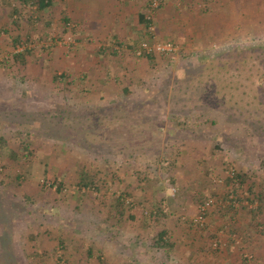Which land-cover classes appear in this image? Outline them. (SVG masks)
Wrapping results in <instances>:
<instances>
[{"label": "rangeland", "instance_id": "obj_1", "mask_svg": "<svg viewBox=\"0 0 264 264\" xmlns=\"http://www.w3.org/2000/svg\"><path fill=\"white\" fill-rule=\"evenodd\" d=\"M53 1L41 13L30 2L0 0V82L7 90L0 97V264H264V199L251 200L248 191L253 185L252 195L264 193V0L255 8L241 3L246 16L260 13L262 25L239 33L221 22L220 16L230 19L227 0H192L193 24L171 25L178 27L174 63L155 65L138 59L143 41H134V34L135 40L148 34L139 20L153 0ZM159 1L154 25L162 39ZM176 3V18L190 10ZM79 5L74 14L91 16L96 36L107 38L66 17ZM25 46L31 49L20 52L22 66L14 57ZM56 97L71 106L59 120L51 106ZM120 100L138 115L124 111L110 122L112 113L123 112ZM40 112L45 123L38 124L33 118ZM185 121L188 129L178 125ZM37 128L52 135L64 130L68 142L61 149ZM76 133L93 149L74 143ZM79 164H91L104 180L101 191L77 184ZM236 176H246L243 186ZM52 183L66 184L59 192ZM119 197L131 206L121 221L108 213ZM208 200L198 228L191 221ZM161 209L169 215H158ZM40 228L41 245L34 238ZM163 230L168 243L156 246Z\"/></svg>", "mask_w": 264, "mask_h": 264}, {"label": "trees", "instance_id": "obj_2", "mask_svg": "<svg viewBox=\"0 0 264 264\" xmlns=\"http://www.w3.org/2000/svg\"><path fill=\"white\" fill-rule=\"evenodd\" d=\"M24 2L26 3H32V4H35L37 5L38 7V11H40L41 13H46V12H49V10H52L53 9V6H54V1L53 0H23ZM141 21L145 22L147 25L149 24V22L146 20L145 18V15H142L141 17ZM65 22L67 23L69 20L68 18H65L64 19ZM157 33V32H156ZM149 33L148 34H145L143 36H138L137 39L139 40H135V44L138 45L140 42L142 41H145L147 40L149 37H148ZM161 41H164L163 39H159ZM166 41H171V42H174L172 40H166ZM176 44V42H174ZM130 48L133 49V46L131 45ZM112 54H117V52L114 51V49H112ZM118 51V50H117ZM136 55V54H135ZM137 56V55H136ZM139 60L141 59H146L149 63H151L152 65H155V63H158L159 60L161 61H168V62H171V63H174V61H172L171 57L168 56V55H165V54H159V53H153V54H143L142 56H137ZM15 60L17 62H20V64H22V66L25 65V62H26V53H18V54H15ZM18 64V63H17ZM6 81H2L0 82V97L3 96V93H6L7 90L5 87V84ZM127 95H130L127 94ZM134 96V95H133ZM59 100V97H56L55 98V104L51 105L52 106V112L54 113V118H56L57 120L58 117L60 116H64L66 113H68L69 111H71V106L69 105V102H68V98H67V102L65 101L64 104H61L60 102H58ZM134 100V99H133ZM154 102H156L155 99H152ZM118 104H116L119 108H123V112H115V113H112L110 117V122L115 119V120H120V118H123L126 114H124V111L125 112H129L130 110H125V107H126V104H129L127 100H120L119 102H117ZM137 106H141L142 103L140 102H137L135 103ZM139 107L137 109H139ZM149 110V108H148ZM112 112V111H111ZM130 113H132V115H138L137 112H135L134 110L130 111ZM129 113V114H130ZM42 114H44L43 112H40L38 114H36L37 116L33 118L34 122H37L39 124V122H44L45 120H40L41 118H44L46 115L44 114V116H42ZM106 116V115H105ZM66 117V116H65ZM69 117V116H68ZM175 119H177V117H175ZM45 123V122H44ZM48 123L50 124H46V125H49V126H52V127H55L54 124L58 125V121L54 122V121H48ZM205 122H203L204 124ZM215 122H213L212 124L214 125ZM178 125L181 126H184V128H189L190 127V124H188L186 121L185 122H178ZM183 128V129H184ZM51 129L47 130V131H40L38 130L37 128V132H38V135L42 138H45L46 136H48L50 139H56L57 141L61 142L60 143V146H61V149L63 148V142H68L67 139H64V136H62L61 132H63L64 130H61L59 134L55 133L54 135H52L50 132ZM77 134V133H76ZM75 134V141L74 143H76L77 145H79L80 147H83L84 149L86 150H91L93 149V147L91 146V144H88L86 143V141L82 138H81V134ZM73 137V136H72ZM71 136H69V140H70ZM222 138V135H214V137L212 138V142H215L216 145H214L215 148H218L219 145H218V141L219 139ZM131 142H133V140H131ZM5 144V139L3 137H0V146L1 145H4ZM29 145H30V141L29 142H25V149H29ZM132 148V147H131ZM133 150H140V151H146L145 148L143 146H135L133 148ZM28 152V155L32 156V153L29 151ZM109 152V155H112V159L115 157L116 158V155L117 153L113 152L112 150H108ZM141 153V152H140ZM11 155L16 158L18 157V154L15 153V152H11ZM104 155V154H102ZM113 163V162H112ZM114 164L116 165V161L114 162ZM76 167V173L78 174V181H77V184L79 186H93V188H96L97 190L101 191V189L99 188V184L100 182H103L104 183V180L102 178H97L96 174L93 173L92 171V168H91V164L90 165H87V164H79V165H76L74 166ZM237 179H240L239 183H240V186H243L241 184H243L245 181H246V176H240V178H238L239 176H236ZM22 176H18L17 177V180L20 181H23L22 180ZM229 180V179H228ZM66 183H62L61 185L57 184V183H52L50 184V187H56V190H58L59 192H61V189H62V186H64ZM254 190V186L251 185L248 189L249 191V195L253 196L251 197V200L254 199V198H258L261 202L263 201L264 199V193L262 191H260L259 193H254L253 195L251 193H253L252 191ZM249 198V196H248ZM103 202V201H102ZM204 203V202H203ZM16 206V204H14ZM21 209L24 208V206H22L21 204L18 205ZM113 209L114 211H110L108 212L110 214V217H113L115 216L116 219L118 218L119 221L123 220V219H126V213H128V211L131 209L130 207L131 206H128L127 205V199L126 197L125 198H117L115 201H114V204H113ZM25 209V208H24ZM30 210V209H29ZM10 211V210H9ZM12 211H13V207H12ZM31 211V210H30ZM259 212H262V209L259 210ZM117 214V215H114V214ZM158 215H161V216H165L167 217L169 214L164 212L162 209L161 210H158ZM208 216V213H206L205 215V218H207ZM38 217H42V215H38ZM199 217V213L197 214L196 218L194 221H191L192 224H194L195 226H197L198 228H203V223H201L197 218ZM43 218H44V215H43ZM129 218H133L132 216H130ZM146 221V220H145ZM37 222H35L36 224ZM41 229V228H40ZM39 231H37L35 233V239H38L40 242L39 244H43V241H42V235L44 234L43 232H46L44 231L43 229H41ZM48 233V232H47ZM167 231L166 230H163L161 231V233L158 235V238L156 240V246L158 245H162V244H167L168 241H167ZM33 238V236H32ZM64 242H62L61 244H63ZM162 243V244H161ZM10 244V242H9ZM65 246V245H64ZM32 255L35 257V256H38L37 252H34L32 253ZM88 255L89 256H92L94 255V252L92 251V249H89L88 251ZM99 259L101 260V262H103V259L102 257L100 256V254L98 255ZM102 264H112L111 262H105V263H102Z\"/></svg>", "mask_w": 264, "mask_h": 264}, {"label": "crops", "instance_id": "obj_3", "mask_svg": "<svg viewBox=\"0 0 264 264\" xmlns=\"http://www.w3.org/2000/svg\"><path fill=\"white\" fill-rule=\"evenodd\" d=\"M85 1H87V0H85ZM108 1L110 3H112L114 0H108ZM179 1H182L185 5L190 7V10L188 12L182 11L180 14V17L178 18V16H177V18H176L175 16L177 15L178 12L175 9V5L177 4L176 2H179ZM234 1L236 3H238L237 4V11H234L236 9L233 10ZM260 1L261 0H259V2H258V0H227L223 5L228 6L227 7L228 9L231 8V13L227 14L230 17V19L226 18L225 16H220V17L225 19V20H221V22L225 21V24L223 27L226 28L227 30H229L230 32L237 31L238 33L239 32H245V30L249 28L247 26L248 24L251 25L253 23H256L255 27L259 28V26H260V28H261L262 22H261L260 13H257V12L254 13V11L252 10L251 13L249 15L247 14V16H246L244 10L241 8V3H243V2H245V3L250 2L251 5H253L252 7L255 8V7H258L260 5V3H261ZM82 6L83 5H79V7L77 9L74 6L72 9L74 12H69L70 14L69 13L66 14L67 15L66 17H68L69 19L77 20L80 23L79 24L80 28L81 27L86 28V26H87L86 24L88 23L87 30H86L87 34H90L91 36H93L95 38H97V37L99 39L101 38V40L107 38V36H101V37L96 36L97 33L94 30L95 28L92 27L91 23L89 22V17L92 18L91 16L87 17V15L84 11L83 12L86 15L85 17L83 16V14L81 16L75 15L76 14L75 12L79 9H82ZM159 13H161V14H159V19H158L159 25H160L159 28H160L161 38L165 41L172 39L173 41L177 42V38H178L177 35L178 34H176V32L178 30V27L176 25H173V27H172L171 25H172V23H177L178 25L179 24L183 25L185 23H188L189 25L193 24V1L192 0H162V5H161ZM254 15H256L257 19L252 18V16H254ZM98 19H100V18H98ZM102 19H100L99 22H101V21L104 22V24L109 25L110 26L109 29H111L112 28L111 25L106 23L108 21H106L105 19H103V20ZM184 19H186V21H184ZM139 21H141V20H139ZM93 23H95V22H93ZM195 23L199 24V21L197 20V21H195ZM200 24H202V22ZM102 27H104V26H102ZM124 27H126V25H124ZM245 27H246V29H245ZM138 30H139V28H137V31ZM116 34H117V32H116ZM241 34H237V38H239L241 36ZM104 35H106V34H104ZM116 37L119 38V36H116ZM126 39H129V38L126 37L125 40ZM135 39L136 38H135V34H134V41H135ZM181 42H183V39H181ZM83 50H85V48L82 47L78 51L82 52ZM83 63H86V62H83ZM86 69H88V71H89V68H86ZM114 264H117V263H114Z\"/></svg>", "mask_w": 264, "mask_h": 264}, {"label": "built area", "instance_id": "obj_4", "mask_svg": "<svg viewBox=\"0 0 264 264\" xmlns=\"http://www.w3.org/2000/svg\"><path fill=\"white\" fill-rule=\"evenodd\" d=\"M159 0H153V2L150 5V9L147 12L145 18L149 22L147 25L148 33H149V38L145 41H143L140 46L137 48L136 54L137 56H142L143 54H153V53H159V54H165L170 56L171 58H175V55L178 54L179 52V47L177 44L171 41H161L157 39V33H156V28L154 25V11L157 10L160 6ZM48 41L44 42V46L48 47L52 44V40L50 38L47 39ZM63 43V42H62ZM28 44V43H27ZM27 49H31L28 46L25 47H20L17 52H23ZM5 57L4 55H0V59ZM213 200H208L205 201L201 206H200V212H199V217L197 218L201 223H204L205 221V215L212 205Z\"/></svg>", "mask_w": 264, "mask_h": 264}]
</instances>
